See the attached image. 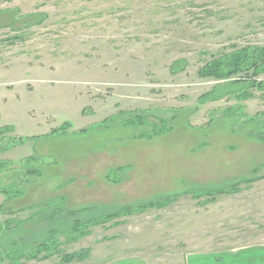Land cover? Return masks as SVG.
Here are the masks:
<instances>
[{
    "label": "rangeland",
    "instance_id": "1",
    "mask_svg": "<svg viewBox=\"0 0 264 264\" xmlns=\"http://www.w3.org/2000/svg\"><path fill=\"white\" fill-rule=\"evenodd\" d=\"M246 47L264 48V0H0V264L51 230L64 253L90 249L71 264H264V92L202 102L223 81L198 74ZM171 195L86 237L52 215L61 198L87 221Z\"/></svg>",
    "mask_w": 264,
    "mask_h": 264
},
{
    "label": "trees",
    "instance_id": "2",
    "mask_svg": "<svg viewBox=\"0 0 264 264\" xmlns=\"http://www.w3.org/2000/svg\"><path fill=\"white\" fill-rule=\"evenodd\" d=\"M180 62L174 63L171 67V72L173 74L183 71V65L179 66ZM199 76L202 78H212L217 81H223L220 85L214 87V89L203 95L201 97L202 102L209 101H217L228 95H235L237 100H245L254 97L252 93L254 90L258 89L264 92V81H259L258 77L264 74V48L262 47H246L241 51L232 53V55L227 56L225 58H220L214 60L207 64L205 67L200 69L198 72ZM144 117L138 116L136 118H130L129 121H125V124L136 125V123L132 122L136 120L141 124H143ZM67 124V123H66ZM67 127H70L69 123L67 126H61L60 128L53 131V134L59 133V131L66 130ZM7 131L14 130L13 128L6 127ZM167 128H165L166 130ZM168 129H170L168 127ZM3 136V129H0V137ZM22 143V140H20ZM3 151L0 150V153ZM34 159H28L26 163L33 162ZM33 167V166H32ZM118 172L121 171V168L116 169ZM28 173H33L37 175H41L38 169L32 170L28 168ZM16 172L14 171V174ZM115 176L118 174L114 172ZM254 181H244L236 184H232L226 187H222L219 189H201L198 191L187 192L186 194H193L195 199H201L202 197L207 198V203L214 202L218 197L226 196V195H234L241 192V186H248L252 184ZM8 197L6 201H11L13 199L19 198L23 196L24 192L21 189H15L11 192H7ZM180 197V195H171L162 197L156 200H152L149 202H144L136 205H128L121 208H117L109 213L101 215L96 218H91L87 221H82L79 219V215L84 213V210H76V211H67L64 208L65 199H60V204L53 210L52 215L55 213L57 216L64 215L67 219H73L72 225L65 231V233L75 234L78 232V236L86 237L91 234L90 229L92 227L100 226L101 224H105L107 222H112L119 220L123 217L131 216L133 214H139L144 212L147 209H163L165 207L170 206ZM2 210L4 207L1 205ZM33 207L22 209L19 212H26L27 210H32ZM45 212V209H42ZM13 212H8L3 214H12ZM51 215V216H52ZM31 221H33V217H31ZM18 224L24 225L25 222H17ZM12 224V221H9L6 224V229L4 230V235L0 233V235L6 236V233L11 232L14 233V230L9 226ZM115 225L121 224V222L114 223ZM1 230V229H0ZM1 232V231H0ZM50 235L45 240L40 243L34 244V241L24 242L22 245L18 246L20 248H24L21 251H15L10 257L9 264H24L22 263L23 259L27 261H39L43 262L49 259H52L55 256H60L63 264H70L74 261H84L88 254L90 253V249H87L82 252L76 253H64L61 249L62 243L58 242L56 239V235L54 230H51ZM35 238V237H32ZM31 238V239H32ZM70 238V237H69ZM78 237H72L69 239V242L76 241ZM17 245L14 244L13 247ZM19 248V249H20ZM3 260V259H2ZM1 260V261H2Z\"/></svg>",
    "mask_w": 264,
    "mask_h": 264
},
{
    "label": "crops",
    "instance_id": "3",
    "mask_svg": "<svg viewBox=\"0 0 264 264\" xmlns=\"http://www.w3.org/2000/svg\"><path fill=\"white\" fill-rule=\"evenodd\" d=\"M255 245H253V246H248V247H244V250H241V249H243V248H236V249H233V250H228V251H235L234 253L235 254H238V253H240V252H242V251H248V250H251L253 247H254ZM255 247H259V248H261V249H264V244H261V245H256ZM238 250H241V251H238ZM91 254V253H90ZM89 254V255H90ZM198 258V257H197ZM262 259V258H261ZM87 259H85L84 261H86ZM84 261H75V262H78V263H81V262H84ZM73 263V262H72ZM135 263V261L134 262H132V264H134ZM71 264V263H70ZM130 264V263H129ZM187 264H189L188 262H187Z\"/></svg>",
    "mask_w": 264,
    "mask_h": 264
}]
</instances>
